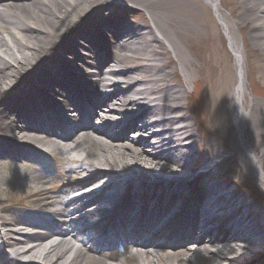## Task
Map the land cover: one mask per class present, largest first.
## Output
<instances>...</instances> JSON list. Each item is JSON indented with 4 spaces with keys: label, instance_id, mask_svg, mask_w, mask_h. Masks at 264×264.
<instances>
[{
    "label": "bare ground",
    "instance_id": "6f19581e",
    "mask_svg": "<svg viewBox=\"0 0 264 264\" xmlns=\"http://www.w3.org/2000/svg\"><path fill=\"white\" fill-rule=\"evenodd\" d=\"M133 2L145 7L153 26L144 20L131 24L113 18L94 24L97 8L114 5L110 0H0V161L28 158V150L13 141L19 140L55 155L61 173L58 185L51 188L42 168V174L18 177L27 209L0 202V264H17L14 257H40L43 264H110L112 257L108 252L100 255V246L130 253L132 260L127 257L119 264H180L177 256H185L186 264H264V225L259 222L263 214L253 202L218 183L199 182L215 173L217 165L210 164L211 170L193 178L180 172L194 171L192 146L197 136L184 110L180 87L160 63L162 38L170 45L174 42L164 31L167 24L156 18L151 7L181 8L172 1L165 5ZM209 2L235 54L236 128L229 129H235L233 136L229 133L230 157L241 156L246 170L264 182V165L256 154L264 143V101L252 98L249 112L245 101L247 66L264 88V0ZM222 5H231L238 30L246 32L243 42ZM212 52L209 62L214 76L217 66ZM176 53L178 59L188 61L177 49ZM255 60L259 63L253 67ZM88 67L98 69V81L89 77ZM188 67L182 64L186 79L191 73ZM201 80L196 84L203 86L197 118L214 128L217 94L223 86L213 79ZM144 118L150 120L142 123ZM37 123L46 125V132ZM261 151L264 154V146ZM210 160L207 154L206 163ZM40 161L47 164L44 158ZM135 165L137 173H124ZM83 189L89 201L79 205L80 193L74 192ZM184 203L186 209L166 215ZM41 211L46 219L38 233L17 237L11 232L16 223L38 227L41 221L35 217L40 218ZM136 213L141 214L140 221L133 218ZM182 219H188L184 227L179 223ZM164 220L167 225L158 229ZM91 227L97 228L100 237L90 233ZM122 231L124 245L117 237ZM167 231L170 241L158 242ZM49 232L59 241L44 246ZM203 232L208 238L200 243L206 244H195L201 248L192 253H179L186 250L181 248L185 235L193 241ZM72 235L91 249L76 247ZM131 241L140 247L158 242L175 253L147 260L145 253L130 249Z\"/></svg>",
    "mask_w": 264,
    "mask_h": 264
},
{
    "label": "rangeland",
    "instance_id": "374dc122",
    "mask_svg": "<svg viewBox=\"0 0 264 264\" xmlns=\"http://www.w3.org/2000/svg\"><path fill=\"white\" fill-rule=\"evenodd\" d=\"M138 1H151V3L158 5H165L167 2L172 1L177 7L185 10L171 9L169 11H163L161 6L151 7L156 18L165 21V24H167L164 27V31L174 42V45H170L165 38H162L163 52L161 53L162 61L160 63L165 65V68L170 73V77L173 78L172 81L180 87L179 89L183 96L182 103L185 106L184 110H186L193 124L194 133L197 136L196 142L193 143L192 146V152H194V171L190 173L189 170H180V172L186 177L191 176V178H193V174L196 175L200 172L211 170L212 167H209L210 164L213 167L217 165V168L215 167V173L203 177L199 182L206 185L218 183L227 190L242 193L253 202L255 210L260 213L262 212L263 215L259 222L264 225V182L257 180L246 170V165L242 162L241 156L230 157L232 152L229 149V141L235 134V129L230 132L229 129L231 126L236 128L234 120L235 100L233 98V83L236 74L235 54L214 7L210 4L209 0ZM222 1L229 3L231 0ZM110 2H115V4L106 8H97L96 12L99 11V14L97 16L98 18L95 17L94 24L105 19L113 18L126 20L131 24H138L144 20L148 25L153 26V21L149 13L141 4H135L133 0H110ZM222 10L229 23L236 28V20H238V18L233 15L231 5L228 7L222 5ZM92 14H95V12ZM237 35L239 40L243 42V36L246 35V32H240L238 30ZM176 49L188 60L186 63L184 62V58H182V60L178 59ZM211 50H213L211 54L212 63L214 62V65L217 66V72L214 75L216 78L213 76L214 69L210 66L211 63L209 62ZM258 63L259 62L255 60L253 67L255 64L258 65ZM182 64L189 66L188 68L191 72L189 74V79L185 77ZM246 69L247 76L249 77L247 81L249 89L247 90L245 101L248 103L246 104V109H248L249 112L251 109L249 103L252 98L264 101V88L261 84H258L260 83L259 81L258 83L255 81L257 79L254 76V70L252 69V75H250L249 67L247 66ZM201 79H203V81H207L208 79L212 81L213 79V82L217 81L223 86L222 93L217 94L215 105L216 126L214 128L209 127L208 124L204 125L203 122L201 124L202 118H200V120L197 118L200 116L197 110L200 112L202 111L200 108V100H203V86L200 84L196 87V84L202 82ZM231 132H233L232 136H229ZM263 146L264 143L256 148V154L260 156L259 160L262 161L264 165V154L261 151ZM221 152H223V154ZM207 154L211 157L209 163H206ZM31 168L30 164L24 163L13 171L0 165V181L8 185L12 181V177H16L21 172L31 170ZM117 168H120V166L116 167V169ZM135 168L136 165L134 167L129 166L128 169H125L124 173L135 174L137 173ZM110 169L115 170V168L112 167H110ZM262 171L264 173L263 168H261V172ZM165 175L167 176V174ZM17 197L21 198V195L15 192H2L0 201L16 207L25 206L16 203ZM175 258L178 262L180 261V264H186L187 262L185 256H177Z\"/></svg>",
    "mask_w": 264,
    "mask_h": 264
}]
</instances>
